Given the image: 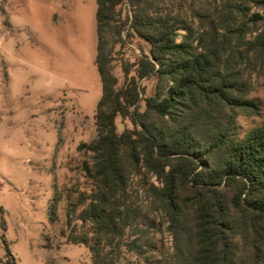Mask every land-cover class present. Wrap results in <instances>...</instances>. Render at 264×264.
Instances as JSON below:
<instances>
[{
	"label": "trees",
	"instance_id": "1",
	"mask_svg": "<svg viewBox=\"0 0 264 264\" xmlns=\"http://www.w3.org/2000/svg\"><path fill=\"white\" fill-rule=\"evenodd\" d=\"M96 2L102 96L96 138L78 147L90 190L69 199L61 235L92 264H264V124L242 135L238 123L260 113L249 95L264 77V0ZM136 40L148 54L119 59L120 83L113 62Z\"/></svg>",
	"mask_w": 264,
	"mask_h": 264
},
{
	"label": "rangeland",
	"instance_id": "2",
	"mask_svg": "<svg viewBox=\"0 0 264 264\" xmlns=\"http://www.w3.org/2000/svg\"><path fill=\"white\" fill-rule=\"evenodd\" d=\"M96 12V0H0L2 260L9 252L16 264H92L89 248L69 243L60 232L66 228L69 199L76 201L90 190L83 170L86 157L78 147L97 135L102 83ZM140 47L148 54V45L136 40L113 62L120 83L119 59L136 62ZM140 83L145 96L154 93V78ZM249 99L260 113L238 117L242 135L264 124V77L253 78ZM116 124L119 131L132 127L120 117ZM55 193L61 199L53 222ZM77 231L83 232L80 226ZM155 238L157 249L172 244L166 232Z\"/></svg>",
	"mask_w": 264,
	"mask_h": 264
}]
</instances>
